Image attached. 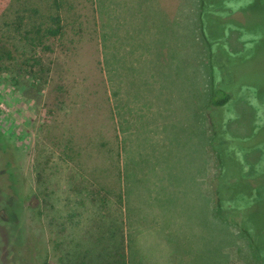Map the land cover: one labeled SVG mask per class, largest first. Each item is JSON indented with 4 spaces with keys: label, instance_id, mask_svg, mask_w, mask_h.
Returning a JSON list of instances; mask_svg holds the SVG:
<instances>
[{
    "label": "rangeland",
    "instance_id": "374dc122",
    "mask_svg": "<svg viewBox=\"0 0 264 264\" xmlns=\"http://www.w3.org/2000/svg\"><path fill=\"white\" fill-rule=\"evenodd\" d=\"M123 1L106 49L96 0H0V264H105L114 210L128 264H264V0Z\"/></svg>",
    "mask_w": 264,
    "mask_h": 264
},
{
    "label": "trees",
    "instance_id": "16d2710c",
    "mask_svg": "<svg viewBox=\"0 0 264 264\" xmlns=\"http://www.w3.org/2000/svg\"><path fill=\"white\" fill-rule=\"evenodd\" d=\"M96 1L98 3L101 13L104 15V25H105V31H104L105 44L104 45H105V48L107 49L106 47L107 36L111 35V32H113L112 28H110V23H112L113 21L111 18H114V13H115L116 14L115 18H118V20L119 19L122 20L123 23L126 24L127 17H124V16L126 15L127 6H125L123 0H96ZM54 2H57V0H54ZM114 2H115V5H117L116 9H114ZM120 6L123 12L122 16H119ZM135 9H136V15L138 16L137 19L138 18L141 19V10L139 9L138 6L135 7ZM31 11H32L31 15H29L27 18L25 17L18 18V20L16 21V25H17L16 32L21 35L22 39L20 40L24 41L29 47H31L32 51L35 50L36 48L41 47L42 49L41 51L44 53V55L51 54L53 53L54 48L56 46L55 43L64 34V26H63L64 16L62 15V13H60L57 10L55 13H51V14L48 13L47 17L45 18V21L41 23H36V22H33L34 21L33 18L38 17V16L39 18H41L42 15L36 9H32ZM31 19L33 21H31ZM21 23H25L27 26V28L23 32H19V30H21V28L25 25V24L21 25ZM139 30H141V23H140ZM34 61H37L35 64L38 63L37 59ZM108 61H109L108 56L105 53V65H106V69L109 74V72L111 70L113 71V69ZM228 100H229V95L225 94V98L223 100L222 99L214 100L213 98L209 102V105L211 104V106L214 108L220 107L224 105L225 103H227ZM8 165L9 164L7 163V166ZM119 179L121 180V176H119ZM119 185H121V181H119ZM121 190H119L120 193L118 194L119 204L124 203V194H123V190L122 191ZM0 192H3L2 188H0ZM99 193H101L102 195H100L97 198V204L100 209H103V208L105 209L107 207L109 200L106 197L105 193L102 191V189H99ZM1 204L2 205H0L1 206L0 224L2 226H4V224L5 226H7L11 224L10 222L17 221L18 215L13 218L12 213L8 211V209L10 210V208H12V204L10 202L6 204V202L4 203V200L1 202ZM16 209H17V213L19 214L22 208L20 206L19 207L17 206ZM119 209L122 210L121 207ZM112 218H113L114 225L108 230L109 232L107 231V233L105 232V234L97 235L96 240H98L97 241L98 245H100L102 248L101 253L105 254V259H106L105 264H128V261H129L128 252H126L127 245L125 244L124 240L122 241L121 235H120L121 239H118L119 235H117L118 233L119 234L121 233L120 231H118V228L115 224L118 219V217L116 216L115 210L112 212ZM123 227H124V222H123ZM35 247L37 248V250H39L38 246H35ZM26 250H30V248H27ZM17 254L18 256H20V260H19L21 262L20 264H26V259H24V255L22 254V252L17 251ZM43 254L46 255L45 250ZM106 254H107L108 259L106 258Z\"/></svg>",
    "mask_w": 264,
    "mask_h": 264
}]
</instances>
